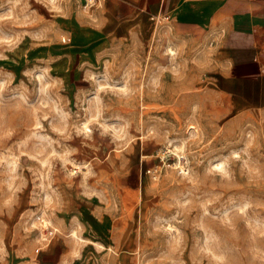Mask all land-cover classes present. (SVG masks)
I'll use <instances>...</instances> for the list:
<instances>
[{"label":"rangeland","instance_id":"374dc122","mask_svg":"<svg viewBox=\"0 0 264 264\" xmlns=\"http://www.w3.org/2000/svg\"><path fill=\"white\" fill-rule=\"evenodd\" d=\"M99 10L0 0V264H264V107L214 41Z\"/></svg>","mask_w":264,"mask_h":264},{"label":"crops","instance_id":"0c3cea01","mask_svg":"<svg viewBox=\"0 0 264 264\" xmlns=\"http://www.w3.org/2000/svg\"><path fill=\"white\" fill-rule=\"evenodd\" d=\"M100 9L104 19L90 26L99 32L115 26L119 37L151 34L153 22L164 19L177 38L214 41L225 67L224 91L242 108L264 107V0H105ZM42 255V264H70L56 244ZM88 263L95 264H77Z\"/></svg>","mask_w":264,"mask_h":264},{"label":"built area","instance_id":"2783aa9c","mask_svg":"<svg viewBox=\"0 0 264 264\" xmlns=\"http://www.w3.org/2000/svg\"><path fill=\"white\" fill-rule=\"evenodd\" d=\"M105 0H80L83 9L101 8Z\"/></svg>","mask_w":264,"mask_h":264}]
</instances>
